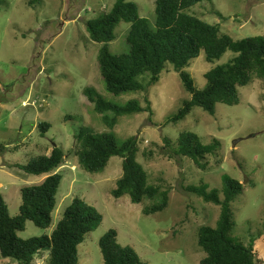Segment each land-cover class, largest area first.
Wrapping results in <instances>:
<instances>
[{"label":"rangeland","instance_id":"obj_1","mask_svg":"<svg viewBox=\"0 0 264 264\" xmlns=\"http://www.w3.org/2000/svg\"><path fill=\"white\" fill-rule=\"evenodd\" d=\"M116 1L0 0V193L11 215L19 213L22 188L40 184L50 175H30L18 165L51 154L55 145L70 151L56 170L62 181L51 226L41 228L28 221L18 235L51 234L72 200L80 197L96 207L103 220L79 245V264H104L99 242L110 229L117 230L121 245L133 248L149 264H202L206 253L198 244V230L202 225L215 226L221 207L205 202L186 187L206 183L209 189L221 190L222 176L229 174L244 184L243 193L231 204L236 222L231 235L252 244L260 258L256 264H264V81L256 77L241 87L238 104L219 103L215 115L194 107L178 123L169 122V118L191 94L172 64L146 91L112 95L106 90L98 63L102 44L91 39L86 25ZM132 1L155 28L156 0ZM188 12L218 24L235 40L264 36V0H202ZM129 28L130 23L124 21L117 26L116 38L109 43L112 54L128 52ZM234 55L227 51L220 59L208 61L202 51L184 70L202 89L207 84L205 73ZM149 78L144 74L140 80L147 84ZM88 87L117 105L139 100L146 107L148 99L152 112L124 115L111 128L85 95ZM46 122L51 128L42 134L39 124ZM81 126L113 132L119 142L138 138L137 159L152 184L169 190V205L146 214L145 205L159 201L158 197L139 204L128 194L114 197L113 190L123 174V158L112 157L102 172L82 168L72 153ZM183 131L197 133L204 144L218 140L207 169L196 167L189 157H170L171 147L165 139L176 147ZM220 193L223 198L222 190ZM0 264L19 263L0 254ZM34 264H48V253L37 256Z\"/></svg>","mask_w":264,"mask_h":264},{"label":"trees","instance_id":"obj_2","mask_svg":"<svg viewBox=\"0 0 264 264\" xmlns=\"http://www.w3.org/2000/svg\"><path fill=\"white\" fill-rule=\"evenodd\" d=\"M201 1L156 0L155 28L140 15L138 5L132 0H117L109 11L88 20L86 26L91 39L102 44L98 63L106 90L114 96L146 91L147 87L160 81L163 70L172 64L180 73L184 88L191 94V98L184 100L178 112L169 118V122L178 123L194 107L215 115L219 103L238 104L241 87L249 85L256 77L264 81V36L235 40L230 34L222 32L218 24H211L188 12L189 8ZM122 21L130 23L126 40L128 52L114 55L109 43L115 40L116 28ZM202 51L208 61L220 59L227 51L235 55L227 63L206 72L207 84L199 89L184 69ZM144 74L150 75L147 84L140 80ZM84 93L93 103L94 110L111 128L124 115L148 110L152 112L148 99L146 107L139 100L117 105L108 101L94 87L86 88ZM39 127L45 134L51 124L40 123ZM75 137L77 143L72 153L82 168L89 172H102L114 156L123 158V174L113 190L114 197L121 198L128 194L135 204L146 200L151 202L158 197L159 201L145 205L143 210L146 214L163 211L169 205V190L152 184L147 170L137 159L140 151L138 138L130 137L119 142L113 132L97 131L86 126H81ZM165 140L167 147H171V158L189 157L196 167L203 170L208 168V157L219 145L217 139L204 144L200 136L191 131H183L179 135L176 147L171 146L170 139ZM69 152L55 145L51 154H42L27 164L18 165L19 169L30 175H50L40 184L22 188V203L17 215H11L8 203L0 193V254L3 258H10L19 264H34L37 256L47 252L48 264H79V245L85 241L87 233L103 220L99 210L80 197L72 200L51 234L29 238L18 235L26 229L28 221L41 228L51 226L62 181V175L56 170L64 164ZM222 182L223 198L221 190L209 189L206 183L186 187L205 202L221 207L217 224L202 225L198 230V244L206 253L201 263L256 264L260 258L255 247L231 235L236 223L231 204L243 193L244 184L229 174L222 176ZM99 245L104 264H149L133 248L119 243L116 229L107 231Z\"/></svg>","mask_w":264,"mask_h":264}]
</instances>
